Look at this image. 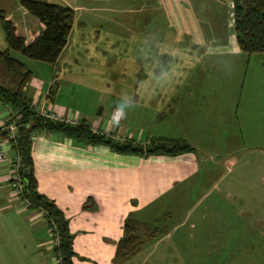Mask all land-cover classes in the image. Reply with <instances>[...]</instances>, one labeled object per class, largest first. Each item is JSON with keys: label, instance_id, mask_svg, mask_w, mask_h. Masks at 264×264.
Instances as JSON below:
<instances>
[{"label": "crops", "instance_id": "obj_1", "mask_svg": "<svg viewBox=\"0 0 264 264\" xmlns=\"http://www.w3.org/2000/svg\"><path fill=\"white\" fill-rule=\"evenodd\" d=\"M48 1L66 4L73 12L77 9L67 0ZM136 3L133 8L118 10L116 22L119 29L124 24L122 32L90 22H87L91 24L88 27L86 23L74 19L67 43L55 62L59 65L58 72L52 70L50 77L37 80H32L34 76L31 73L24 86L35 108H51L61 114L76 116L77 119L84 118L93 129L106 131L117 139L127 137L145 142L149 138L148 134L143 137V130L141 134L136 133V126L127 127L129 124L121 123L123 119L117 121L107 117L112 115L110 103L115 105L120 102L121 95L134 94L135 105L136 99L141 98V104L150 109L154 120L160 117L165 119L166 110L171 109L168 106L174 100L175 87L184 76L182 68L193 66L213 54L238 50L237 43L230 42L234 35L227 30L225 0H136ZM94 7L100 8L90 5L84 9ZM130 12L134 14L132 29L130 26L125 27L124 22L131 15ZM159 17L165 22L160 31L156 27ZM106 20L109 22L108 18ZM13 25L15 31L17 28L21 30L17 32L26 41L41 29L32 18H25L20 23L13 22ZM0 33L2 49L6 43L1 26ZM129 39L137 42L139 52L144 48L149 54L158 52L166 55V59L162 57L150 61L153 64L158 60L164 62L158 74H152L151 69L146 68L144 74L131 75L128 79L121 77L122 82L128 80L123 92L122 89L112 88L110 92L113 93H105L102 87L104 102L100 100L102 95L97 97L96 102L103 103L99 113L94 116L84 109L70 111L67 103L62 105L59 100L60 86L55 87L49 95L55 74L59 79L67 74L68 77L72 76L80 67L79 61L84 69L91 67L87 74L96 79L93 65L88 64L97 63L99 68H108L104 64L105 56L113 49V41L126 52L125 41ZM98 43L102 46L95 45ZM76 51H89L96 56L90 60L93 56L86 54L88 60H80ZM126 58L122 54L121 58H114V63L127 61ZM134 66L138 64L135 62ZM153 95L150 105L148 99ZM8 108L7 104L0 102V122L8 119ZM13 153L7 145L5 156L0 160V264H58L42 212L29 206L12 191L9 165ZM31 157L37 190L52 199L67 218L69 230L73 234V264H115L111 257L115 241L122 232L123 217L131 211L135 218L146 221L142 217L155 205L161 194L167 193L169 188L198 169L191 151L147 155L120 153L104 144L78 143L60 132L45 130L36 131L31 141ZM84 202H91L95 207H82Z\"/></svg>", "mask_w": 264, "mask_h": 264}, {"label": "rangeland", "instance_id": "obj_2", "mask_svg": "<svg viewBox=\"0 0 264 264\" xmlns=\"http://www.w3.org/2000/svg\"><path fill=\"white\" fill-rule=\"evenodd\" d=\"M67 3L77 6L75 20L88 27L92 23L102 24L118 32L124 26L119 29L116 22L118 10L137 5L136 0L102 3L67 0ZM90 5L100 8L84 9ZM0 9L12 23L32 18L42 27L23 9L20 0H0ZM130 14L124 22L125 27L132 29L134 14ZM226 17L227 30L232 35L227 12ZM161 18L156 24L159 31L165 23ZM17 31L21 30L17 28ZM230 42H236L235 38H230ZM125 44L126 52L113 41V49L105 56L104 64L108 68L88 64L93 65L96 79L87 74L91 67L84 69L81 61L70 78L67 74L59 79L55 74L51 87H61V104L67 103L70 111L84 109L94 116L101 109L105 93L112 88L126 90L128 80L122 82L121 77L128 79L131 75L144 74L146 68L158 74L164 62L150 61L166 59V55L157 51L149 54L144 48L139 52L133 39ZM9 52L31 70L32 80L50 77L52 70L58 72L57 63L33 59L13 49ZM84 52L76 51L80 60H88L86 54H91ZM122 54L127 56V61L114 63V58H121ZM91 55L90 60L96 56ZM182 70L184 76L175 87L174 100L168 106L171 109L166 110L165 119L154 120L141 98L136 99L135 105L134 94L121 95L120 102L128 97L131 104L121 123L136 126L139 134L143 130V137L148 134L147 138L185 139L192 147L190 151L195 155L198 169L161 194L142 217L157 230L156 236L143 241L138 250L115 264H264V50L246 53L238 48L234 52L213 54ZM99 96L102 103L96 102ZM152 99L154 95L148 99L150 105ZM120 102L109 104L112 115L107 117L113 119L117 109L114 107ZM51 244L54 243L51 241Z\"/></svg>", "mask_w": 264, "mask_h": 264}, {"label": "trees", "instance_id": "obj_3", "mask_svg": "<svg viewBox=\"0 0 264 264\" xmlns=\"http://www.w3.org/2000/svg\"><path fill=\"white\" fill-rule=\"evenodd\" d=\"M225 0L226 12L231 20V28L237 46L241 51L250 53L264 50V0ZM23 9L34 16L41 24V29L26 41L25 37L15 31L13 23L6 19L0 9V26L4 33L6 46L0 49V102L10 108L8 119L16 127L12 137H7V130L0 128V139L18 155V175L21 182L20 197L28 205L39 209L46 222L51 238L57 241L52 245V252L58 258V264H73L75 252L72 248L73 234L69 230L67 218L52 199L37 190L33 174L31 157V131L45 130L60 132L74 142L83 144H104L111 150L120 153L177 154L192 150L191 145L183 138L151 137L147 141H136L133 138L117 139L111 134L93 129L90 123L80 118L75 123L51 119L41 115L35 109L31 97L24 86L31 77V71L19 59L13 57L9 49L33 59L54 64L64 49L74 24L73 9L63 3L48 0H20ZM54 91L50 85L49 95ZM93 208L91 202L81 205ZM121 235L116 239L111 261L124 259L138 250L146 239L157 234L148 222L134 217L128 212L121 222Z\"/></svg>", "mask_w": 264, "mask_h": 264}, {"label": "built area", "instance_id": "obj_4", "mask_svg": "<svg viewBox=\"0 0 264 264\" xmlns=\"http://www.w3.org/2000/svg\"><path fill=\"white\" fill-rule=\"evenodd\" d=\"M230 1V0H228ZM227 1V2H228ZM39 114L47 116L48 118L51 119H57V120H61L64 122H68V123H75L76 121H78L76 116H70L67 114H61L57 111H55L54 109L51 108H35ZM10 108H8L7 110V114L9 115L10 113ZM0 128H5L7 130V137H12L15 133V125L12 121L8 122L7 124H4V122H0ZM103 132V131H102ZM103 133L107 134L108 132L104 131ZM36 132L33 130L30 132L29 137L31 139V141L33 140V138L35 137ZM6 143L5 140L0 139V160H2L4 158V154H5V147H6ZM18 165H19V157L18 155H14L11 158L10 161V183L12 186V191L14 192L15 195H19L21 194V182L19 179V175H18ZM25 200V199H24ZM25 202H27V200H25ZM51 241L55 244L57 241L56 236H54L53 238H51Z\"/></svg>", "mask_w": 264, "mask_h": 264}, {"label": "clouds", "instance_id": "obj_5", "mask_svg": "<svg viewBox=\"0 0 264 264\" xmlns=\"http://www.w3.org/2000/svg\"><path fill=\"white\" fill-rule=\"evenodd\" d=\"M129 107H131L130 99L128 97L123 98L114 113L113 119L118 121L124 118Z\"/></svg>", "mask_w": 264, "mask_h": 264}]
</instances>
